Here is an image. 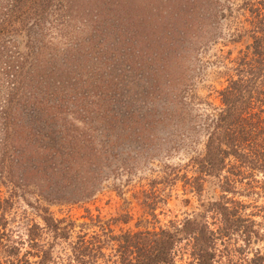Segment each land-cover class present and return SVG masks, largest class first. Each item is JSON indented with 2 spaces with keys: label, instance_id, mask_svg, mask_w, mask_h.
<instances>
[{
  "label": "trees",
  "instance_id": "1",
  "mask_svg": "<svg viewBox=\"0 0 264 264\" xmlns=\"http://www.w3.org/2000/svg\"><path fill=\"white\" fill-rule=\"evenodd\" d=\"M128 1L134 2L106 0V12L102 9L98 14L88 0H0V64L9 45L18 46L15 42L23 38L24 47L29 44L32 51L7 62L4 70L0 175L12 186L10 195L15 189L34 194L31 204L26 196L23 199L43 228L54 240L68 239L73 225L61 227L49 204L89 200L111 161L124 156L122 145L138 140L147 145L146 135L157 125L185 116L188 105L197 100L191 58L195 60L206 45L218 42L216 26L225 20V42L244 44L246 38L249 43L233 59L227 53L231 67H226L225 87L217 92L219 107L205 115L203 152L190 160L194 177L186 180L195 193L206 180H217L222 195L206 210L215 225L210 228L204 220L188 218L166 228L127 231L104 239L82 235L72 244V262L95 264L108 258L103 249L110 242L115 253L109 257V262L114 258L112 264H178L175 250L181 243L192 264H264V251L254 246L264 239V229L258 230L253 219L241 214L244 204L227 197L235 195L238 186L264 193V0H140L130 8ZM112 10L122 16L118 22H108L114 17L109 15ZM104 13L108 14L103 17ZM72 21L90 30L91 49L83 51V42L78 47L69 45L56 59L59 46L53 38L73 39L68 34ZM101 23L116 33V47L106 44L104 31L96 40L90 39L101 32ZM44 50L51 55L43 56ZM60 60L71 62L75 70L57 66ZM23 68L31 87L35 80V89L44 88L56 100L36 96L34 88L35 96L27 90L26 95L18 80ZM34 71L37 78L33 79ZM25 97L24 105L41 116L38 128L15 116ZM74 108L77 121L84 124L81 130L67 118L66 111ZM128 156L125 153L122 164ZM19 171L24 173L18 178ZM141 194L147 199V193ZM9 206L8 199L0 202V247L5 249L7 264H52L53 247L39 245L42 229L38 225L29 229L24 253L22 246L4 245L6 223L1 221ZM146 207L154 218L155 208L149 203Z\"/></svg>",
  "mask_w": 264,
  "mask_h": 264
},
{
  "label": "rangeland",
  "instance_id": "2",
  "mask_svg": "<svg viewBox=\"0 0 264 264\" xmlns=\"http://www.w3.org/2000/svg\"><path fill=\"white\" fill-rule=\"evenodd\" d=\"M88 1L96 13L98 12L99 14L102 9L106 12L107 9L104 5L106 0ZM140 3V0H134L131 3L128 1L129 8L132 4L137 6ZM107 14L104 13L102 16L105 17ZM109 15L114 17L108 18V22H118L119 17H122H118V12L113 10L109 12ZM244 18H241V21ZM226 23L227 21L222 20L216 26V34L219 36L218 42L206 45L200 50L203 55L198 53L195 60H193V57L191 58L193 64L190 75H193V90L197 100H193L192 104L190 103L192 107L188 105L189 109L186 108L185 116L173 120L172 124L157 125L152 133L149 132L146 135L147 139L145 142L147 145H142L140 140L126 142L122 145L120 151L123 149L121 152H123L124 156H121L122 159L115 158L111 161L110 168L105 171L106 176H103L102 182L98 186V191L89 200L74 204H49L50 213L54 219L61 221V227L69 226V224L73 225L68 239L54 240L51 234L43 228V224L35 211L24 202L23 196H26V201L30 204L33 203L35 195L15 189L16 193L11 196L12 186L4 179V175H0V202L2 203L8 199L11 203V206L6 207L3 212L1 221L3 222L4 220L6 223L4 233L7 239L4 241V245L22 246V253H24L28 249L26 245L28 231L31 226L38 225L42 229H40L41 232L39 231V245L45 247L51 245L53 247L52 264H75L72 262L71 247L73 243L77 242V238L82 235L87 238L100 236L104 239L106 236H119L127 231L137 232L145 229L157 230L166 228L171 222H181L188 218L198 221L204 220L210 225V228H213L215 222L211 213L206 212V210L210 203L215 202L222 195L219 191L217 180H206L202 183L201 190L197 193L192 189L193 185L187 183L186 180L194 177V169H192L190 160L203 152L205 115L211 112L213 107H219L217 92L225 87L227 78L226 67H231L229 59H227L229 57L227 53H230V59H233L238 51L244 48V44L249 43L246 38L244 44L233 45L225 42L224 37L227 35ZM101 24V27H99L101 32L95 33L92 31L91 34L95 33L96 37L90 39L96 40V38L102 36L104 31L107 33L105 36L106 44L110 45V47L113 44L116 47V33L112 30L108 31L106 29L107 24ZM71 26L72 31L69 30L70 33L68 34L75 40L66 39L64 36H54L53 38L54 44L58 41L59 46V49L55 50L58 55L55 56L56 59L58 57L59 59L61 58L59 53L69 45L78 47L79 43L83 42L86 45L83 51L88 52V49H91L88 46L90 44L88 43L90 30L83 29L77 21H72ZM102 28H105V30ZM4 40L6 42L7 39ZM8 40L12 41L10 38ZM15 43L18 46L11 43L8 51L6 49L5 51L7 52L2 54L1 63L3 64H0V104L6 91L4 90V86L6 87L7 84L4 70L8 64L7 62H13L14 58L24 56L26 53L32 54V51L28 48L29 44L24 47L26 44L25 38ZM50 50H44L42 55L46 58L49 57L51 55ZM85 58L88 59L87 56ZM84 63L88 64V66L91 65L89 60H84ZM56 65L68 71H74L76 68L69 61H56ZM23 72L24 74H19L18 76L19 86H23L26 95L27 90V92L32 91L31 93L35 96L33 93L35 80L31 83V87L25 78L27 70L23 68ZM82 74L84 75L83 70ZM26 76L28 77V74ZM32 76L33 79L37 78V73L35 71L32 72ZM47 82L51 83V79H48ZM35 90L36 96H42V98L46 99L53 98L42 87H38ZM53 100H56V98L54 97ZM78 100H76L77 107L79 105ZM25 103L26 97L23 104L17 107L15 116L18 121L21 122L23 119L22 122L28 124V120H30L33 122L32 127H40L42 121L39 119L41 116L38 111L35 108L24 105ZM75 110V108L67 110V115H70L67 118L69 122L74 123L78 130H81L84 124L81 121H77L78 117ZM84 130H86V127ZM43 134L46 136L45 133ZM48 139L50 140L51 138L48 136ZM35 146H38V143ZM125 153H129V156L125 164H122L121 160L125 158ZM22 173L24 172L19 171L16 176L19 178ZM82 178L84 177L79 179ZM260 178L258 176V179ZM51 189L56 190L53 187ZM142 192L147 193L150 196L149 199L148 196L145 199V196L141 194ZM47 193L53 194L51 192ZM227 197L244 204L245 209L242 210L241 214L253 219L257 224L258 230L262 231L264 229V193L257 188L251 189L238 186L237 193L235 195H227ZM148 203L155 208L152 211L154 218L149 208L146 207ZM2 207L5 208V204H2ZM125 219L126 221H124ZM184 245L185 243H181L177 246L175 250L176 261L178 264H192ZM254 246L264 251V239ZM113 248L112 243H106L103 252L108 258H100L95 264H112L114 258L109 262V257L115 255ZM6 260L8 258L5 249L1 246L0 262L7 264Z\"/></svg>",
  "mask_w": 264,
  "mask_h": 264
}]
</instances>
